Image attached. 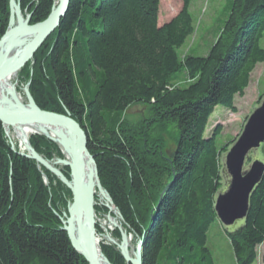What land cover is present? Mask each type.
Segmentation results:
<instances>
[{
  "label": "trees",
  "instance_id": "16d2710c",
  "mask_svg": "<svg viewBox=\"0 0 264 264\" xmlns=\"http://www.w3.org/2000/svg\"><path fill=\"white\" fill-rule=\"evenodd\" d=\"M180 1L181 11L160 25L161 0H71L20 75L28 81L32 71L40 109L69 113L82 128L102 187L137 239L146 235L143 264H215L208 233L227 181L221 157L229 146L217 147L220 128L209 139L204 134L215 109L234 110L235 97L264 63V0H232L210 53L183 62L178 51L194 34L195 0ZM20 2L33 25L49 17L55 0ZM9 18V0H0V39ZM184 71L193 83L174 87ZM139 105L149 117L129 122L126 112ZM167 137L176 139L170 160L163 152ZM30 142L47 160L62 157L45 137ZM69 200L70 191L48 171L11 151L0 122V264H87L61 230L58 216ZM228 238L237 264L256 262L264 245V179L243 225ZM101 248L112 264H125Z\"/></svg>",
  "mask_w": 264,
  "mask_h": 264
},
{
  "label": "water",
  "instance_id": "95a60500",
  "mask_svg": "<svg viewBox=\"0 0 264 264\" xmlns=\"http://www.w3.org/2000/svg\"><path fill=\"white\" fill-rule=\"evenodd\" d=\"M71 0H59V4L52 10L51 15L44 22L30 26L29 17L25 20L22 16L20 3L9 0L10 5V28L0 40V52L6 40L11 36L14 39L23 35L31 36L30 43L20 57L7 61L5 55L0 58V87L12 76H17L20 71L33 59L34 55L45 43V41L59 28L61 20L65 18L69 11ZM19 26L12 31L15 24ZM27 105H23L15 92L14 85L10 88L9 94L0 99V122L4 128L21 129L29 128H56L66 131L69 142L70 162H60L64 167L70 169L68 181L64 175L53 165L42 159L30 146L27 139L24 145L27 154L21 155L33 159L48 171L53 173L70 190L72 202L69 203L68 213L64 214L66 221L62 220L64 231L73 250L80 255L87 264H111L103 255L97 241L96 219H95V188L99 191L106 202L114 206L108 193L103 189L97 165L91 156L85 133L80 125L74 121L69 113L65 115L46 112L37 107L28 89L25 90ZM39 134V133H38ZM42 136L47 135L39 134ZM50 140V139H49ZM52 141V140H51ZM53 142V141H52ZM264 146V98L258 108H256L248 118L242 134L235 143L228 149L223 166L229 179V186L225 193H221L215 200V213L217 219L225 228H230L238 223H243L249 212L250 197L264 177V162L254 160L247 166L250 156L262 149ZM93 166L92 178L85 174L86 163ZM109 212L112 207L107 206ZM117 210V209H116ZM119 217L120 212L117 211ZM109 221H113L109 215ZM122 236L121 250L128 264H143L142 251L146 235L143 236L135 259L129 257L127 248L123 245L127 242L126 233L123 229L114 224ZM111 241V240H109ZM112 242V241H111Z\"/></svg>",
  "mask_w": 264,
  "mask_h": 264
},
{
  "label": "rangeland",
  "instance_id": "374dc122",
  "mask_svg": "<svg viewBox=\"0 0 264 264\" xmlns=\"http://www.w3.org/2000/svg\"><path fill=\"white\" fill-rule=\"evenodd\" d=\"M15 2L20 3V9H21L23 18L26 20L27 17H29V25L30 26L42 23V22H39V23L32 25L31 24L32 14L27 9L22 10V5H21L20 0H15ZM58 4H59V0H55L53 7H52V10L54 8H56L58 6ZM231 8H232V0H195L191 4L190 14L192 16L193 23H194V34L186 41L185 45L178 51V56H179L180 61H182V62L185 61V59L189 56L206 57L210 53L211 49L216 44L220 35L222 34L224 25H225L230 13H231ZM181 9H182V2L180 0H161L160 9H159L160 25H163V24L171 21L181 11ZM51 13H52V11H51ZM51 13H50V15H51ZM9 14H10V5H9ZM9 28H10V18H9V23H8V27H7L6 32L9 30ZM5 33H4V35H5ZM42 46H41V48H42ZM261 47L264 49V38L261 41ZM35 55H34V57H35ZM34 57L27 65L34 64ZM30 70H32V68H30ZM21 71L18 74L17 78L12 81V84L15 86V91H16V94L19 97L20 101H22L23 105H27L28 101L26 98L25 90L28 89L30 95L32 96V94H31V77H32L33 73L31 71V73L29 75V80L27 81V80H23L22 77L20 76ZM192 83H193V81L189 79L187 72L184 71V72H182V74L178 75V77L175 79L173 86L176 88L187 87L188 85H191ZM172 89H173V87H172ZM32 98H33V96H32ZM263 98H264V63L256 66L255 70L251 74L249 86L244 91L243 96H236L235 97L234 110L230 111L228 109H224L221 107H218L215 109L214 113L212 114L211 118L209 119L208 126H207L205 134H204V138L205 139L211 138L213 136L214 132L218 128H220V135L217 138V147L219 149H221L225 146H229L227 148V149H229L230 146H232L233 143H235L237 141V139L240 137V135L242 134L243 129L246 125L248 118L251 116L253 111L260 106ZM33 100H34V98H33ZM35 103H36V101H35ZM37 107L40 108L38 105H37ZM125 115H126L127 120H129V122L137 123V122H140L142 119L149 117V110L145 106H141V105L134 106V107H131L126 112ZM3 129H4V137H5L6 143L11 148V151L14 152L15 154L19 155V156L27 154V150H26V147H25L23 141L16 137V130L13 128L6 129V128H4V126H3ZM34 136H42V135H39L38 133H35V132L29 133V135L27 136L26 139L29 142L31 147H32V145H31L30 140ZM42 137H45V136H42ZM46 139L49 140V138H46ZM49 141L52 142L51 140H49ZM52 143H54V142H52ZM175 148H176V139L174 137H172V138L167 137L166 143H165V149L163 151L164 155L167 159L170 160L172 158V153L174 152ZM32 149L35 151L36 154H38L33 147H32ZM58 149H59L62 157H58L57 155H55V156H53V158L51 160H47L45 157L41 156L40 154H38V155L42 159H44L45 161H47L48 163L53 165L55 169H57L61 173H63L64 177L68 181H70L71 180L70 169L67 167H64L60 163L62 161H67L66 157H65L64 153L62 152V150H60L59 147H58ZM227 151H226V153H227ZM226 153H224V155H222V157H221L222 164H223ZM21 157H24V156H21ZM24 158H26V157H24ZM26 159L34 161L36 163L38 169L43 168L46 171H48L45 167L40 165L35 160L29 159V158H26ZM254 160H260V161L264 162V146L262 147V149L260 151L254 153L250 156L249 161H247V166L250 165ZM66 169L68 170V177L69 178L66 176V173H65ZM48 172H49V174H51V176L57 182L61 183L68 191H70L60 181V179L58 177H56L50 171H48ZM263 179H264V177H263ZM263 179H262V181H263ZM43 180H44V184L48 185V179L46 178V176H43ZM261 182L259 183V185L261 184ZM259 185H257V187ZM228 186H229V179L226 181L225 188H224L223 192H221V193H225L228 189ZM94 192H95V197H94L95 219H96V223H97L96 230L99 229V231H97L98 244L100 243L99 244L100 248H101V246L106 247V248H111L113 251L119 253L120 256L123 258L125 264H128L126 262L125 257L123 256V252L121 250V246L123 243L121 233L117 228H115L114 224H117L118 226H120L123 229V231L126 233V236H127V247L126 248H127V252L130 255H132V257H135V253L137 251V248H138L139 243L141 242L142 238L137 239V237L130 231L129 227H127L125 225V221H124L121 213H120L121 217H119V215L117 213L118 209L115 206L109 205L106 202V200L103 199L99 195L98 190H95ZM163 195H164V193H163ZM71 202H72V194H71V200L68 201L66 210L65 211L63 210L62 214L60 216H58V218L61 222V230L63 227L62 220L66 221V219L64 218V214L67 215L68 206H69V203H71ZM107 206L112 207L111 208L112 211L109 212V209L107 208ZM96 207H98L97 210H96ZM109 215L112 219H114V223L108 220ZM241 225H243V223L242 224L238 223V224H236L230 228H225L222 225V223L216 218L215 223L211 226L210 231L208 233V243H207V247L212 254V257H213L215 264H237L235 257H234V254H233V250L231 248L229 238H228V233L235 232L237 229H239L241 227ZM116 231H118L120 234L119 238L116 235ZM109 240H111L112 242ZM101 250H102V248H101ZM103 255H104V253H103ZM263 256H264V245L258 247V249H257V260L254 264H263L262 263V257ZM108 261H109V259H108Z\"/></svg>",
  "mask_w": 264,
  "mask_h": 264
},
{
  "label": "bare ground",
  "instance_id": "6f19581e",
  "mask_svg": "<svg viewBox=\"0 0 264 264\" xmlns=\"http://www.w3.org/2000/svg\"><path fill=\"white\" fill-rule=\"evenodd\" d=\"M18 26L19 25L16 23L12 27V31L15 30ZM31 39L32 38L29 34L23 35L17 39L16 38L14 39V36H11L10 38H8L6 40L4 46L2 47L1 52H0V58L5 56V55H8L7 61H11L15 58L20 57L21 54L27 48ZM17 76L10 77V79H8L7 82H4L2 84V86L0 87V99L4 98V96L6 97L9 94L10 88L13 85L12 81L15 80L17 78ZM14 88H15V86H14ZM15 130H16V137L21 139L23 141V143H24L25 139L27 138V136L29 135L30 132H35V133H39V134L41 133L43 135H47V137L50 140H52L60 148V150H62V152L64 153V155L66 157L67 162H70V155H69V147L70 146H69V142H68V144L66 142V139H68L66 131H63L59 128L58 129H56V128L47 129V128H41V127H39V128L38 127L37 128L36 127L35 128L23 127L21 129L15 128ZM93 172H94L93 166L91 165V163L87 162L86 166H85V174L88 177V179L92 178V176L94 175ZM93 187L95 188L94 190H96V185L95 186L93 185ZM111 222H113V221H111ZM123 247H125V248L127 247V242L125 243V245ZM129 257L132 260L135 259V257H132V255H130V254H129Z\"/></svg>",
  "mask_w": 264,
  "mask_h": 264
}]
</instances>
